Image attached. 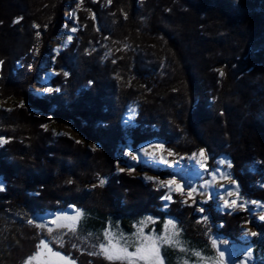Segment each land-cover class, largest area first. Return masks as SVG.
Returning <instances> with one entry per match:
<instances>
[{"label":"trees","instance_id":"16d2710c","mask_svg":"<svg viewBox=\"0 0 264 264\" xmlns=\"http://www.w3.org/2000/svg\"><path fill=\"white\" fill-rule=\"evenodd\" d=\"M64 6L0 0V97L40 111L16 100L0 108V139H7L0 143V264H67L45 249L39 254L42 239L78 264H129L51 242L37 215L69 205L101 221L173 216L188 239L207 244L193 206L174 195L163 209L165 189L116 171L128 144L161 139L187 156L203 147L210 168L228 155L241 193L264 200V0H83L96 17L82 14L85 30L58 54L57 89L39 94L31 86ZM132 103L137 115L126 125ZM53 121H69L98 147L56 136L46 128ZM204 207L211 223H222L218 235L241 240L245 212H221L212 201ZM257 228L264 235V222Z\"/></svg>","mask_w":264,"mask_h":264},{"label":"rangeland","instance_id":"374dc122","mask_svg":"<svg viewBox=\"0 0 264 264\" xmlns=\"http://www.w3.org/2000/svg\"><path fill=\"white\" fill-rule=\"evenodd\" d=\"M82 3L83 0H65L60 17L52 24L56 30L47 45L48 53L42 69L31 86L33 91L47 94L57 89L52 81L59 72L56 68L58 54L73 43L79 29L85 30L86 24L80 21L84 12H87L88 19L96 17L94 11L85 9ZM107 3L109 5L111 0H107ZM14 100L34 113H40L23 99L0 97V108L12 109ZM137 111V103L128 106L124 116L126 125L134 122ZM46 128L56 136L67 135L76 141L87 142L91 149L98 147L96 142L87 141L69 121L49 122ZM6 141L5 138L0 139L1 144ZM207 162L208 153L205 148H198L188 156L179 155L161 139L143 142L134 149L129 144L122 146L116 162L117 172L125 171L132 177L153 182L157 188L165 189L164 197L169 199L163 197V209L168 208L175 200L174 195H179L183 205L193 206L199 216L198 220L205 225L207 244L200 245L188 239L178 219L173 216L160 220L157 216L147 214L138 220L130 219L126 222L117 217L101 221L95 215L73 205L64 210L37 215L40 220L36 221L37 226L50 235L51 242L60 247L66 246L92 256L126 261L129 264H264V235H260L257 228L258 223L264 222V200L248 198L241 193L228 155L218 157L214 168H210ZM138 164L140 167L136 166ZM159 168H170L173 174L163 175ZM146 177L153 179L148 180ZM168 181L173 183L169 185ZM261 185L264 186V179ZM4 188L5 183L0 180V190ZM189 192L192 193L191 196L188 195ZM209 201L221 212L246 213L247 220L241 225L239 242L214 231V227H219L222 223L214 225L206 215L204 204ZM28 222L36 224L32 215ZM40 243L39 254L45 249L52 253L49 255L46 251L47 256L65 260L67 264H78L70 256L49 247L51 244L47 239H42ZM55 252H59L60 257L53 255Z\"/></svg>","mask_w":264,"mask_h":264},{"label":"snow or ice","instance_id":"6c2138e0","mask_svg":"<svg viewBox=\"0 0 264 264\" xmlns=\"http://www.w3.org/2000/svg\"><path fill=\"white\" fill-rule=\"evenodd\" d=\"M65 74L67 75V73H65ZM221 75H223L222 72H221ZM146 179H148V180H152L153 178H152V177H146ZM101 183H103V181H101ZM161 183H164V182H161ZM167 183H168L169 185H171V184L173 183V181H168ZM188 195L191 196L192 193L189 192ZM164 199L167 200V199H169V197H164ZM233 203H235V202H233ZM262 219H264V217H262ZM253 235H255V233H253ZM42 244H43V242H42ZM44 246L46 247V245H44ZM53 255H55V256H57V257H60V253H59V252H55V253H53ZM32 259H35V257H32ZM61 259H63V257H61ZM109 259H112V257L109 256Z\"/></svg>","mask_w":264,"mask_h":264}]
</instances>
